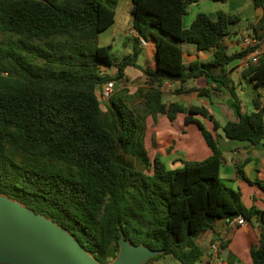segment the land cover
<instances>
[{"label": "trees", "instance_id": "16d2710c", "mask_svg": "<svg viewBox=\"0 0 264 264\" xmlns=\"http://www.w3.org/2000/svg\"><path fill=\"white\" fill-rule=\"evenodd\" d=\"M130 1L134 50L109 76L101 66L112 65L111 46L99 45L98 36L114 23L118 0H0V194L62 226L101 263L117 255L123 234L134 245L162 251L144 264L164 255L195 264L203 254L197 238L217 221L241 215L260 224L258 243L249 253L253 264H264V210L245 207L241 192L223 183L222 150L213 132L194 117L211 121L213 131L221 130L229 140L258 145L264 138L262 96L254 95L253 110L243 112L228 77L229 65L252 50L229 54L223 42L240 17L221 10L214 16L200 12L184 28L188 7L200 0ZM253 3L264 10V0ZM183 43L197 51L213 50L211 60L185 64ZM139 44L149 45L153 55L143 67L137 63ZM129 66L152 84L144 93L148 114L154 120L165 115L171 122L185 114L184 125L196 123L212 152L209 157L174 169L160 153L149 161L141 151L139 168L113 158L117 145L126 151L133 147L142 126L122 96L110 98L119 123L116 138L104 124L96 91L122 79ZM216 68L218 75L212 72ZM242 74L264 91V59ZM201 76L217 87L198 94L225 88L235 120L220 124L203 106L163 101L164 82L184 84ZM242 167L238 174L264 190V181H250Z\"/></svg>", "mask_w": 264, "mask_h": 264}, {"label": "crops", "instance_id": "0c3cea01", "mask_svg": "<svg viewBox=\"0 0 264 264\" xmlns=\"http://www.w3.org/2000/svg\"><path fill=\"white\" fill-rule=\"evenodd\" d=\"M199 2L191 4L198 5ZM224 3L229 7L224 12L236 14L240 17V21L234 26V32L224 37L223 42L227 46L229 54L240 52L242 50V40L246 37H257L263 36L264 29V10L256 8L253 0H226ZM190 5V6H191ZM189 6V7H190ZM188 7V8H189ZM132 3L130 0H124V4L121 5L118 0L114 23L105 31L101 32L98 36L99 45L101 46H112L114 41V33L118 31L122 14L129 11L130 18L128 23L130 25L128 33L124 36L133 34L134 37L137 35L136 31L132 27L131 17ZM188 10V9H187ZM218 10L212 13H206L214 16ZM223 11V10H221ZM200 12H196L194 15L185 22L183 17V27H189L190 23ZM204 13V12H203ZM187 14V13H186ZM185 16V15H184ZM119 17V18H118ZM110 32L111 36L100 40V36ZM123 38V39H124ZM227 38V41L225 40ZM123 45V40H122ZM132 45L134 50L133 40L126 46ZM140 53L138 55L137 63L139 58L142 59L143 63L153 62L152 50L149 45L139 44ZM183 50V61L185 64H189L195 60H200L207 63L212 58L213 50L197 51L195 45L190 43L181 44ZM133 52V51H132ZM132 52L127 53L130 55ZM126 56V55H125ZM110 66H101V73L104 75L113 76L116 71H111ZM131 67V66H129ZM127 67L124 70V76L122 79L115 81V90L112 94V98L122 96L127 106L130 108H137L140 113L139 124L142 126V132H140L133 143V147L128 151L132 156L125 159L127 163L134 164V160L140 165L141 157L139 153L142 151L146 154L149 161H152L157 153H160V158L168 168L174 169L182 166L185 161H202L209 157L212 152L204 142L198 126L196 123H189L184 125L183 120L185 114L180 113L177 115L174 121H169L165 115H159L156 120L152 118L146 111L144 106V93L149 90L152 86L146 76L139 70L137 72H129ZM228 77L231 79V72L236 71L238 77V84L241 89H244L243 85L253 87L255 94H260L264 97V91L257 89L253 86V83L249 81L248 77L243 76V71L246 67L240 64V60L232 62L229 67ZM215 75H218L219 69L216 68L212 71ZM232 80V79H231ZM232 84H235L232 81ZM103 87V86H102ZM217 87L216 83L210 81L205 76H201L194 79L192 85L179 83H163V101L166 103L177 102L175 101L176 96H182L184 99L182 103L185 106L196 105L203 106L213 115V108H216L220 119L214 118L220 123H225L226 120H235V114L231 106L230 96L225 88H220L221 91L210 92L209 96H200L198 94L199 89ZM183 88L186 91L180 94H176L174 91ZM195 89L190 91L188 89ZM102 88L96 91L97 95ZM237 85L235 86V90ZM236 92V91H235ZM251 94V93H249ZM238 96V94L236 93ZM241 103V109L243 112H250L251 108L243 106V101L238 96ZM262 99V98H261ZM101 102V101H100ZM103 105V103H101ZM110 106V105H109ZM108 106V107H109ZM131 109V108H130ZM136 117L137 114L135 113ZM194 117L200 120L203 125L215 135L216 141L222 150V164L220 167V177L226 174L229 176L233 184L237 186H230L236 188L241 192L242 203L245 207L251 206L257 207L259 210H264V190L257 186H246L243 185L241 179H243L237 171L239 165H243L242 170L245 176L252 182L259 180L264 181V138L258 145H251L247 142L229 140L224 137L223 132L218 130L213 131V124L211 121L202 118L198 115ZM168 121H167V120ZM135 144V145H134ZM139 144L142 148L139 147ZM166 148H171L169 153L165 152ZM229 154L232 164H224L223 156ZM246 158H250L247 163H244ZM236 173V179H233V172ZM251 184V183H250ZM262 229L260 224L255 222L248 223L236 227H229L226 225L225 220H219L214 224L213 229L207 230L197 238V244L203 250V254L195 264H253L250 257L249 249L252 243H258L259 235ZM224 244L223 248H218L216 253H212L210 247L212 244ZM149 264H179L177 261L169 262L164 261L162 258L152 261Z\"/></svg>", "mask_w": 264, "mask_h": 264}, {"label": "water", "instance_id": "95a60500", "mask_svg": "<svg viewBox=\"0 0 264 264\" xmlns=\"http://www.w3.org/2000/svg\"><path fill=\"white\" fill-rule=\"evenodd\" d=\"M161 253L122 234L117 255L101 263L62 226L0 194V264H144Z\"/></svg>", "mask_w": 264, "mask_h": 264}, {"label": "rangeland", "instance_id": "374dc122", "mask_svg": "<svg viewBox=\"0 0 264 264\" xmlns=\"http://www.w3.org/2000/svg\"><path fill=\"white\" fill-rule=\"evenodd\" d=\"M121 5L124 4V0H120ZM229 7L227 6L226 3L221 2V1H214V0H200L198 5H191L188 10H187V14L184 16L185 22L190 18V16L194 15L196 12H204V13H212L216 10H223L226 11V9H228ZM119 18V17H118ZM130 18V13L129 11L125 12L122 14V19L119 20L120 25L118 28V31L114 33V41L112 42V46L109 50V54L111 57V61H112V65L109 67L111 71H115L117 68V64L121 61V59L127 55V53H130L133 51V47L132 45L129 47H126L131 40H133L135 33H132V35L129 34V36H127L126 38H124V36L128 33L129 30V23L128 20ZM111 33L107 32L104 35L100 36V40L102 41V39L106 38V37H110ZM124 38V39H123ZM122 40H123V45H122ZM227 41V38L225 39ZM138 65L140 66H144V63L142 61L141 58H139L138 60ZM129 72H137L138 70L134 67H129L128 68ZM139 72V71H138ZM231 79L233 81V83L235 84V86L237 85V89L235 90L236 93L238 94V96L241 98V100L243 101V106H247L249 108L252 107V97H254V88L253 87H247L246 84L243 85L244 89H241L239 87L238 84V77H237V72L236 71H232L231 72ZM194 82V79H190L187 81V85H192V83ZM115 90V86L113 89V93ZM251 93V94H249ZM256 95V94H255ZM112 97V96H111ZM110 97V98H111ZM183 97L182 96H176L175 97V101H177V103H182L183 101ZM144 104V103H143ZM110 105V99L107 100V102H105V104L101 105V110H102V116H103V121L105 126L107 127L108 130H110L114 136L117 138L118 134H119V123L118 120L116 119V115L115 113L110 109V107H108ZM145 105H143L144 108ZM134 113L137 114V119H140V113L139 110L136 108H132L130 107ZM213 115L217 118L220 119L219 113L217 111L216 108H213L212 111ZM167 120V119H166ZM168 121V120H167ZM139 123V121H138ZM132 156V154H130V152L126 151L123 149L122 146L117 145V147L114 149L113 151V158L116 160H120V161H126L125 159H128ZM231 156L229 154H226L223 156L224 159V164H232L231 160H230ZM135 165H133L136 168H139L141 165H139L135 160ZM236 179V173L235 171L233 172V179ZM221 179L223 181L224 184L228 185V186H237L236 184H233V181H231L229 178V176H226V174H224L223 176H221ZM241 182L243 185H248V186H257L256 184H250L249 182H247L244 179H241ZM234 189H237L234 188ZM162 259L164 261H169V262H175V260L169 256V255H164L162 257Z\"/></svg>", "mask_w": 264, "mask_h": 264}, {"label": "built area", "instance_id": "2783aa9c", "mask_svg": "<svg viewBox=\"0 0 264 264\" xmlns=\"http://www.w3.org/2000/svg\"><path fill=\"white\" fill-rule=\"evenodd\" d=\"M249 48H252V50L249 51L246 55H244L241 59H239L240 64L242 66H245L246 68L257 64L260 60L264 59V29H263V36L261 38H257V37L243 38L242 50H247ZM114 86H115V82L111 81L102 87L98 96L101 103L105 104V102H107V100L110 99V97L113 94ZM162 89H163V84L161 90ZM261 101L262 104L264 105V97H262ZM225 223L229 227H236L245 224V220L241 215H239L235 218L225 220ZM218 248H219V244L215 243L211 245L210 250L212 253H216Z\"/></svg>", "mask_w": 264, "mask_h": 264}]
</instances>
